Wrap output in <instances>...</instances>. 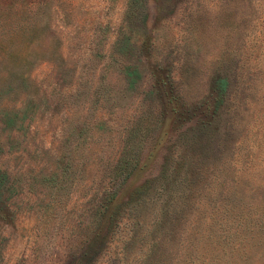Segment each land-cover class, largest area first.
<instances>
[{
    "label": "rangeland",
    "instance_id": "rangeland-1",
    "mask_svg": "<svg viewBox=\"0 0 264 264\" xmlns=\"http://www.w3.org/2000/svg\"><path fill=\"white\" fill-rule=\"evenodd\" d=\"M0 175V264H264V0H0Z\"/></svg>",
    "mask_w": 264,
    "mask_h": 264
},
{
    "label": "trees",
    "instance_id": "trees-1",
    "mask_svg": "<svg viewBox=\"0 0 264 264\" xmlns=\"http://www.w3.org/2000/svg\"><path fill=\"white\" fill-rule=\"evenodd\" d=\"M5 180H6V179H5V175H0V189H1V187L4 185ZM136 194H139V192H136ZM108 201H109V204H108V202H107V205L109 206L110 203H111V201H112V198L109 199ZM107 205H106V206H107Z\"/></svg>",
    "mask_w": 264,
    "mask_h": 264
}]
</instances>
